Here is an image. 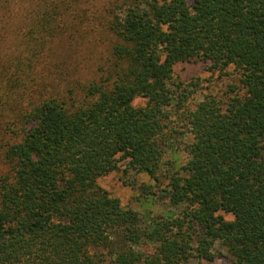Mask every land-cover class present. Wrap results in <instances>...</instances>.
<instances>
[{"label": "trees", "instance_id": "obj_1", "mask_svg": "<svg viewBox=\"0 0 264 264\" xmlns=\"http://www.w3.org/2000/svg\"><path fill=\"white\" fill-rule=\"evenodd\" d=\"M89 1L0 0V264H200L217 243L264 264V0H116L108 66L77 98L40 67ZM184 61L231 67L237 84L186 108L199 83L174 77ZM180 110L193 140L162 189L179 212L141 216L98 179L156 180Z\"/></svg>", "mask_w": 264, "mask_h": 264}, {"label": "rangeland", "instance_id": "obj_2", "mask_svg": "<svg viewBox=\"0 0 264 264\" xmlns=\"http://www.w3.org/2000/svg\"><path fill=\"white\" fill-rule=\"evenodd\" d=\"M116 0H90L85 6L87 16L82 19L72 34L71 39L54 41L46 63L40 67L44 74V82L49 80L46 73L52 72L61 87H71L77 92L80 98V88L90 80L97 79L101 75L100 68L108 66L107 57L112 35L106 28V21L109 17L112 3ZM192 3V0H187ZM56 72L59 73L56 75ZM174 77L183 81H197V91L187 99L186 108H192L201 101L205 94L223 96L227 85L237 84V75L228 67L224 72L219 73L208 68L202 62H179L174 66ZM143 98H136L134 105H143ZM180 115V118L177 116ZM186 111L173 113L170 119L174 128L185 130L180 146H174L172 150L164 153L163 164L157 171V179L154 180L144 173L129 171L125 175L122 171L114 170L98 179L100 186L106 189L112 196L117 197L121 204L134 210L144 217H158L161 215L178 214L179 209L170 205L168 198L164 196L162 189L168 181L166 174L181 172V167L187 162V154L182 144L191 142L193 135L185 125ZM9 139L7 133H0V153L2 144ZM7 170L4 162L0 161V175ZM141 184L148 185L152 189L151 196L146 197L141 193ZM226 220L232 219L230 214L221 212ZM146 249L151 251L150 247ZM215 257L213 261L201 260L200 264H234L232 257L226 247L216 244L213 249ZM188 264H197L195 258H191Z\"/></svg>", "mask_w": 264, "mask_h": 264}]
</instances>
